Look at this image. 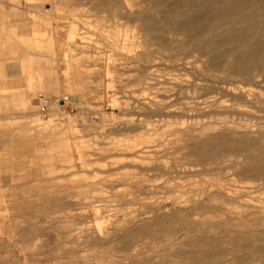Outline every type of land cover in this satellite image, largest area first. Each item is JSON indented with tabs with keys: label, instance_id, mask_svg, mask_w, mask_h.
Returning a JSON list of instances; mask_svg holds the SVG:
<instances>
[{
	"label": "rangeland",
	"instance_id": "374dc122",
	"mask_svg": "<svg viewBox=\"0 0 264 264\" xmlns=\"http://www.w3.org/2000/svg\"><path fill=\"white\" fill-rule=\"evenodd\" d=\"M73 1L0 0V264H264V0Z\"/></svg>",
	"mask_w": 264,
	"mask_h": 264
},
{
	"label": "bare ground",
	"instance_id": "6f19581e",
	"mask_svg": "<svg viewBox=\"0 0 264 264\" xmlns=\"http://www.w3.org/2000/svg\"><path fill=\"white\" fill-rule=\"evenodd\" d=\"M113 0H107L106 2L108 3V5H113V6H116V3H115V0L112 2ZM74 2V1H73ZM77 1H75L74 3L75 4H77V5H80V4H78V2L76 3ZM105 1L104 2H102L104 5H107V3H106ZM80 3V2H79ZM170 4V3H169ZM171 5V4H170ZM233 9H238L239 8V5L237 6V4L235 3V4H233ZM263 10H264V7H263ZM107 12V11H106ZM238 12V11H237ZM238 14V13H237ZM262 15H263V18H264V11H263V13H262ZM166 16V15H165ZM251 16V15H250ZM135 19V18H134ZM143 19V18H142ZM145 20H146V18H144ZM140 20V19H139ZM188 20V19H187ZM138 21V20H137ZM196 21V18L194 17V18H192V20H191V22H190V24L191 23H193V22H195ZM141 23V22H140ZM142 23H144V22H142ZM188 23V22H187ZM74 25H76L75 27H74V30H75V34L78 32V29L80 28V27H78L77 25L78 24H74ZM184 25H187L186 23H184ZM180 28V27H179ZM263 33H264V26H263ZM74 34V35H75ZM153 38H157L156 36H153ZM77 40L76 39H73V42L75 43ZM8 43V46L10 47V49L12 48V46H11V44L12 43H10V42H7ZM221 43V42H220ZM7 45V44H6ZM6 45H4V47H6ZM74 46H76L75 44H74ZM77 49H81L80 47H77ZM263 49H264V42H263ZM254 52V51H253ZM252 52V53H253ZM11 56V55H10ZM10 56H9V58H10ZM151 58V57H150ZM148 59H149V56H148ZM151 60V59H150ZM149 60V61H150ZM259 60V59H258ZM15 67V65H13L12 66V68H14ZM249 67V66H248ZM46 102H47V100H46Z\"/></svg>",
	"mask_w": 264,
	"mask_h": 264
},
{
	"label": "crops",
	"instance_id": "0c3cea01",
	"mask_svg": "<svg viewBox=\"0 0 264 264\" xmlns=\"http://www.w3.org/2000/svg\"><path fill=\"white\" fill-rule=\"evenodd\" d=\"M76 1V0H75ZM78 1H81V0H78ZM77 1V2H78ZM92 3H94V2H92ZM11 62L12 61H10V72H9V75L10 76H12V65H11ZM8 75V76H9ZM9 87L11 88V86H12V80H10L9 82ZM0 127H1V123H0ZM4 128H6V126H3ZM2 128V127H1ZM4 142L3 143H0V145H3L4 147H6V145H5V143H6V141L9 139V138H7V136L5 135V136H3V138H1ZM11 141V140H10ZM7 149H8V147H6ZM9 148H10V150L12 151V144H11V142H10V145H9ZM9 150V149H8ZM10 164V163H12L11 162V160L9 159V158H6V157H2V158H0V164ZM4 178V177H3Z\"/></svg>",
	"mask_w": 264,
	"mask_h": 264
},
{
	"label": "built area",
	"instance_id": "2783aa9c",
	"mask_svg": "<svg viewBox=\"0 0 264 264\" xmlns=\"http://www.w3.org/2000/svg\"><path fill=\"white\" fill-rule=\"evenodd\" d=\"M37 100L39 102V112L43 115H46L47 113V107H46V99L42 98L41 96H37Z\"/></svg>",
	"mask_w": 264,
	"mask_h": 264
}]
</instances>
